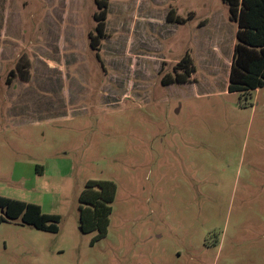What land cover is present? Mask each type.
Listing matches in <instances>:
<instances>
[{
    "label": "rangeland",
    "instance_id": "374dc122",
    "mask_svg": "<svg viewBox=\"0 0 264 264\" xmlns=\"http://www.w3.org/2000/svg\"><path fill=\"white\" fill-rule=\"evenodd\" d=\"M96 12L0 0V197L61 218L50 233L0 208V264H264V88L228 91V5L110 0L100 60ZM186 54L192 82L164 85ZM90 180L116 185L102 238L81 230Z\"/></svg>",
    "mask_w": 264,
    "mask_h": 264
},
{
    "label": "trees",
    "instance_id": "16d2710c",
    "mask_svg": "<svg viewBox=\"0 0 264 264\" xmlns=\"http://www.w3.org/2000/svg\"><path fill=\"white\" fill-rule=\"evenodd\" d=\"M223 1L229 7L230 19L238 25L228 91L247 95L264 88V0ZM96 5V27L89 34V39L91 49L97 52L100 60L102 42L109 38L106 30L110 0H96ZM166 19L170 24L184 25L193 16L183 18L177 14L176 9L171 8ZM19 71L23 76L27 74L26 71ZM195 72L193 60L186 54L174 68L173 75H167L162 82L164 85L190 83ZM11 76H14V71ZM115 195L116 185L112 181L87 182L80 196V219L84 232L97 231V238L107 235ZM0 208L5 211L8 220L20 219L23 224L38 230L59 232L60 216L44 213L40 205L0 197ZM0 220L5 221L3 217Z\"/></svg>",
    "mask_w": 264,
    "mask_h": 264
},
{
    "label": "water",
    "instance_id": "95a60500",
    "mask_svg": "<svg viewBox=\"0 0 264 264\" xmlns=\"http://www.w3.org/2000/svg\"><path fill=\"white\" fill-rule=\"evenodd\" d=\"M3 213H5V211H3ZM81 230H83V228H81Z\"/></svg>",
    "mask_w": 264,
    "mask_h": 264
}]
</instances>
